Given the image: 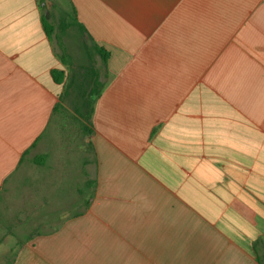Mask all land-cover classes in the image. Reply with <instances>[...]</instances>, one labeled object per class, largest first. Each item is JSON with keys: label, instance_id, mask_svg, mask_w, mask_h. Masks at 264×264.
<instances>
[{"label": "crops", "instance_id": "0c3cea01", "mask_svg": "<svg viewBox=\"0 0 264 264\" xmlns=\"http://www.w3.org/2000/svg\"><path fill=\"white\" fill-rule=\"evenodd\" d=\"M0 237L6 264H264V0H0Z\"/></svg>", "mask_w": 264, "mask_h": 264}, {"label": "rangeland", "instance_id": "374dc122", "mask_svg": "<svg viewBox=\"0 0 264 264\" xmlns=\"http://www.w3.org/2000/svg\"><path fill=\"white\" fill-rule=\"evenodd\" d=\"M63 6L65 7L64 10L66 13H69V7H67V4H64ZM71 21H73V19ZM66 35L67 36L64 38L69 42V47L71 48L70 51H72V55L69 56V61L75 60L80 62L79 57L75 56L74 52L76 49L78 50L80 43L86 42L85 38L81 36L76 28H71L69 34ZM82 89L81 92H77L74 95H72V93L66 94L67 96H64L63 98L64 106L62 108L61 122L62 125L66 127L64 132L71 140L76 142V147L79 148L76 152L74 151L66 154L65 167H63V169L69 172V175L74 171H78V169L80 170L81 162L86 158V156H84L85 153L82 144L83 139L86 138L87 134H85L83 130V125H89V113L92 102H90V98L88 97L89 86H84ZM90 97L93 98V96ZM76 109H78V111L80 110L77 114L74 113L76 112ZM19 238L0 237V264H6L4 260L7 255L10 257L12 251L15 250L17 241H20ZM9 248H11V250H9Z\"/></svg>", "mask_w": 264, "mask_h": 264}, {"label": "trees", "instance_id": "16d2710c", "mask_svg": "<svg viewBox=\"0 0 264 264\" xmlns=\"http://www.w3.org/2000/svg\"><path fill=\"white\" fill-rule=\"evenodd\" d=\"M44 29H45V31H46V34H47V36H48V38H50L51 37V35H52V33H53V27L51 26V25H44ZM97 52L100 54V56H101V58H102V60H103V62L105 61V56L103 55V53H101V51L98 49L97 50ZM52 76L54 77V81L56 82V83H61L62 82V78H63V72L62 71H54V72H52ZM61 77V79H58L57 77ZM96 100V98L94 97V98H90V102H94ZM88 103V102H87ZM92 105V104H91ZM91 115H92V106H91V109H90V113H89V122H88V124H90V118H91ZM87 131H88V127L86 126V128H85ZM35 162V161H34ZM35 163H37V162H35ZM38 164H40V163H38ZM11 263V262H10ZM9 263V264H10Z\"/></svg>", "mask_w": 264, "mask_h": 264}]
</instances>
